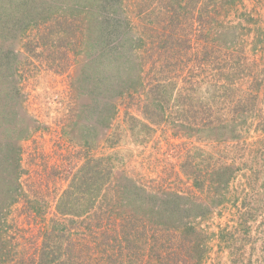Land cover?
Returning <instances> with one entry per match:
<instances>
[{
  "label": "trees",
  "instance_id": "16d2710c",
  "mask_svg": "<svg viewBox=\"0 0 264 264\" xmlns=\"http://www.w3.org/2000/svg\"><path fill=\"white\" fill-rule=\"evenodd\" d=\"M28 1L0 0V119L11 121L6 126H0L7 133L4 136L17 142L13 148L8 147L3 151L5 158L0 159V167L4 165V171L0 174V210L2 206L11 208L19 201L16 196L23 194L27 171L23 168V149L19 143L32 137L38 130L31 117L24 123L20 122V114L26 111L27 101L22 85L20 82L16 83L13 77L15 67L11 65L8 53L4 52V49L12 46L11 43L16 42V37L11 34L13 28L9 24L12 19H21L25 15ZM217 3V0H184L173 4L169 6L171 18L158 20L155 27H144L140 33L144 39H149L143 44H150V59L156 54L164 55L168 66L175 60L178 68L188 70L189 77L196 79L191 87L185 89V94L179 93V83L168 90V81L163 77L148 83L145 89L144 69L136 62L138 53H130V58L125 59L127 55H118L122 48L110 47L108 54L91 57L89 63H84L79 78H86L87 81L94 79L96 83L92 84V88L104 86L105 89L101 87V91L105 90L111 95L108 105L113 110L120 97L139 99L141 105L144 103L143 110L150 125H157L151 116L169 119L168 110L172 111V105L179 108L180 98L188 99L192 104L188 117L194 130L190 136L197 135L199 143L212 144L216 153H208L203 149H198L203 155L190 152L177 175V179L183 182L182 185L173 187L177 189H159L148 198V203L140 190L132 196L131 191L135 187L129 177L117 178L113 174V165L116 164L111 163V157H90L89 163L85 162L83 165L82 173L85 172V167L90 168L85 175L79 177V186H75L77 191L73 192L71 187L68 190L70 192L67 191L64 195V199L68 200L75 196L73 202L67 201L70 209H74V201L77 196L85 194V190L91 192L95 201L96 212L90 221H78L79 229H82L81 235L71 233L65 225V218L61 219L75 216L76 213L66 211L59 205L58 210L48 216L46 211L43 214L38 212L35 205H29V208L27 205L22 209L23 216L27 219L28 226L34 224L40 228V233L32 237L33 242L29 241L31 247L24 244L21 248L19 245H16V249L9 248L7 241L2 239V234L10 233V225L6 216L0 217V222L5 224L3 228L0 227V264H126L127 257L130 259L128 264H208L209 249L193 245L194 242L189 247L190 240L186 237L181 240L175 237L176 246L171 247L168 243H172L176 233L182 235V230L188 231V236L210 233V225H205L203 220L210 214V206L215 211L219 210L229 194L232 196L226 199L229 207L223 209L227 211L224 214L228 219L218 238L220 247L230 252V261L224 264H264V240L260 241L263 243L261 253L248 261L245 247L250 245L247 247L251 250L257 246L254 234L264 233V31L256 29L254 33L257 39L253 38L248 43L246 38L251 34L247 32L248 27H242L237 35L232 32L230 24L215 16L219 14L215 11L219 7ZM185 13L189 14L188 17ZM262 15L263 13L257 12L260 20L252 19L251 22L258 25ZM262 24L264 25L263 21ZM23 32L24 35L19 40L21 43L24 39L31 41L29 43L32 45L37 44L34 41L39 39L35 35ZM242 32L245 33L241 34ZM60 33H56L61 35L58 39L64 36L69 38L73 34V50L76 54L81 42L78 35L70 32L69 27ZM79 34L81 35V31ZM7 38L9 42L6 41ZM143 38L136 39L143 42ZM134 40L135 37L128 41V50L132 48L131 41ZM248 47L254 54H258L256 59L251 60L246 50ZM70 56L69 52L67 57ZM183 57L186 58L184 66L181 59ZM101 67L107 73L98 82ZM80 84L83 86L81 81ZM202 87L204 94L200 97L197 91ZM147 90L148 96L143 101L142 97ZM164 104L167 106L164 107ZM115 117V114L109 117L98 116L95 126L98 137L95 140L99 138L100 129H106V121L109 128ZM69 125L64 127V136L69 134L66 131ZM252 133L259 137L256 139ZM113 146L115 148L116 144ZM237 164H240L238 169L235 168ZM245 170L251 172L250 175H244L249 187L244 186L241 190L234 189L233 193H229L231 180L236 173ZM188 183L192 186L187 185ZM191 187L196 193L186 195L184 191ZM178 189L182 192L177 193ZM106 191L108 192L105 194ZM167 191H170V198L162 204H177V209L172 212L178 218L180 208L186 213L181 211L185 216H182L184 219H180V226L175 230L166 225V218L162 217L160 208L152 206L153 201H160V193L166 195ZM7 199L9 203L3 204ZM148 204L149 209L142 211ZM124 211L127 213H122ZM48 223L54 225L49 226ZM14 236V241L20 237L19 234ZM102 236L107 240L105 246L111 251H99L107 254L103 259H98L91 245L99 244V247L103 241ZM205 239L209 241L208 238ZM137 243L140 247H137ZM139 250H147V256H140Z\"/></svg>",
  "mask_w": 264,
  "mask_h": 264
},
{
  "label": "rangeland",
  "instance_id": "374dc122",
  "mask_svg": "<svg viewBox=\"0 0 264 264\" xmlns=\"http://www.w3.org/2000/svg\"><path fill=\"white\" fill-rule=\"evenodd\" d=\"M30 1H28L29 6L25 15L21 19H12L10 22L9 27L13 28L11 34L16 37V42H10L12 46L4 49V52L9 55L11 65L15 67L13 77L16 79V83L20 82L22 85L25 101H27L26 111L20 114V122L24 123L28 117H31L38 127L32 137L19 143L23 149V168L27 171V178H25L27 182H25L23 194L16 196L19 201L11 208L2 206L0 210V217L6 216L7 223L9 222L10 225V233H3L2 239L7 241L6 245L9 248L13 249H16V245L21 248L24 244L31 247L29 241L33 242L32 237L40 233L38 230L40 228L34 224L28 226L27 219L23 216L22 209L27 205L28 208L29 205H35L38 212L41 211L43 214L46 211L48 216L56 212L59 205L66 211L76 213L75 216L70 215L61 217V219L65 218V225L71 233L81 235L82 229H79L78 221H90L96 212L95 201L91 192L85 190V194H81V197L77 196V200L74 201V209H70L68 202L70 200L73 202L75 196L68 200L64 199V195L71 187L73 192L77 191L75 186H79V177L85 175L90 168L85 167L86 170L82 173V167L85 162L89 163L90 157L97 155L108 159L111 157V163L116 164L113 165V174L117 178L129 177L135 187L131 191L132 196L136 194L137 190H140L148 203L150 201L148 198L157 193L159 189H177L173 187L182 185L183 182L177 179V175L181 172V165L186 163L190 152L200 155L202 153L198 149H203L208 153H216L212 144L199 143L197 135L190 136L193 135L194 130L190 126L191 120L188 117L192 110V104L188 99L184 100L181 97L178 102L179 108H174L172 105V111L168 110L169 119L163 120L154 115L151 116L157 125H150L146 120V112L143 110L145 109L143 108L144 103L141 105L138 102L139 99L130 96L120 97L116 109L113 110L108 105V98L112 99L111 95L107 94L105 90L101 91V87L104 86H100L99 90L98 86L92 88V84L96 83L94 79L93 81H87L86 78L79 79L84 63H89L91 57L108 54L110 47L122 48L118 55L122 57L127 55L125 59L130 58V53H138L136 62L144 69L145 89L148 83L163 77L168 81V90L171 87L174 88V84L179 83V93L185 94V89L191 87L196 79L189 77L188 70L183 71L178 68L175 60L168 66L164 55L156 54L153 59H150L148 53L150 44L147 46L143 44L149 39L140 36L144 27L153 28L158 20L168 19L172 15L169 12V6L184 0ZM238 1L217 0L219 7L215 11L219 14L215 16L230 24L233 27L232 32L236 35L240 34L242 27H248L247 32L251 34L246 38V41L250 43L253 38L257 39L254 33L256 29L264 31L262 24V21L264 22V0ZM184 9L187 10V8ZM257 12L263 13V15L260 23L255 25L251 21L252 19L260 20ZM185 15L188 17L189 14L185 13ZM68 27L70 32L78 35L80 44L82 43L81 46L78 45L80 48L77 49L76 54L73 50L75 42L73 34L69 38L66 36L57 38L61 35L56 33H60L61 30ZM23 31L29 32L31 36L35 35L39 39V41H34L37 44L32 45L29 43L31 41L24 39L22 40L24 44L21 43L19 40L24 35ZM243 33L245 32L241 34ZM53 34H55L54 37ZM133 37L135 40L131 41L132 48L128 50V41ZM137 37L143 38V42L138 41ZM26 43H28L27 46ZM246 50L251 60L257 58L258 54H254L250 47ZM69 52L70 58L67 57ZM181 59L184 66L186 58ZM99 72L98 82L102 75L107 73L103 67ZM234 79L236 80V78ZM203 87L205 86L203 85ZM203 87L197 91L200 97L204 94ZM141 93L143 95V92ZM142 95L139 94L140 97ZM147 96L148 90L142 97L143 101ZM166 106L164 104V107ZM156 110L159 111V109ZM111 114L116 115L115 121L110 124L109 128H107L109 123L106 121V129H100L98 138L100 140H95L98 137L95 130L98 116L106 117L108 115L109 117ZM6 123L9 124L11 121L5 122L0 119V125L6 126ZM67 124H70L66 130L70 135L64 136L63 130ZM3 130L4 127L0 126V159L1 157L5 158L6 154L3 151L17 145L13 139L3 135L7 134ZM256 135L252 133V136L257 139L259 136ZM95 142L98 144L95 145ZM192 142L193 144H191ZM115 144L116 146L113 148ZM260 162L261 160L258 161V163ZM239 166L240 164H237L235 168L238 169ZM3 171L4 165L0 167V174ZM245 174L250 175L251 172L245 170L236 173L235 178L231 180L229 193H233L234 189L241 190L244 186L249 187L248 179L244 177ZM115 183L117 185L118 181ZM179 192L182 191L178 189L177 193ZM184 192L186 195L196 193L192 187L186 188ZM169 193L170 191H167L166 195L160 193V201H153L152 206L160 208L162 217L166 218V225L175 230L180 226V219L184 215L182 212H185L180 208L182 212L180 210L177 212L180 215L178 218L172 212L177 209V204H162L163 201L170 198ZM226 199L219 210L215 211L210 206V214L203 220L205 225H210V233L189 234L188 236L189 232L182 230L180 231L182 235L176 233L172 243L170 242L168 245L171 247L177 245L175 237H178V240L186 237L190 240L189 247L194 242L193 245L209 249L208 264L229 262L230 252L220 247L218 239L219 232L225 227V221L228 219V216L225 215L227 211L223 210L229 207ZM8 203L7 199L3 204ZM146 209H149V204L142 208V211ZM122 213H127V211ZM150 217L151 215L148 216L149 219ZM4 225L0 222L1 228ZM48 225L53 226L54 224L48 223ZM24 226L25 228H23ZM14 234L20 236L16 241L13 240ZM95 235L99 236V233ZM104 236L106 237L105 234ZM105 237H101L103 241L99 247H97L99 244L91 245L98 259H103L107 254V252L99 251H111L105 246L107 243ZM205 238H208L209 241ZM253 239L258 243L257 246L253 244L255 247L251 250L248 248L250 245L245 246L247 261L261 253L263 243L260 241L264 240V233L259 235L255 233ZM140 243L142 244V242ZM137 247H140L138 243ZM192 250L195 249L192 248ZM139 253L140 256L143 254L147 256L148 252L139 250ZM133 257L134 255H132ZM129 260L127 257L126 264L129 263Z\"/></svg>",
  "mask_w": 264,
  "mask_h": 264
}]
</instances>
